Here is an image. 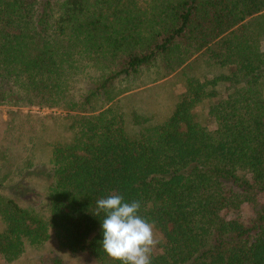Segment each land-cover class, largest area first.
<instances>
[{
	"label": "trees",
	"instance_id": "1",
	"mask_svg": "<svg viewBox=\"0 0 264 264\" xmlns=\"http://www.w3.org/2000/svg\"><path fill=\"white\" fill-rule=\"evenodd\" d=\"M172 75L165 116L124 103ZM0 108L2 264H119L113 193L151 264H264V0H0Z\"/></svg>",
	"mask_w": 264,
	"mask_h": 264
},
{
	"label": "clouds",
	"instance_id": "2",
	"mask_svg": "<svg viewBox=\"0 0 264 264\" xmlns=\"http://www.w3.org/2000/svg\"><path fill=\"white\" fill-rule=\"evenodd\" d=\"M141 202H126L113 193L96 201V216L102 219V247L119 264H151L158 240L155 226L140 215Z\"/></svg>",
	"mask_w": 264,
	"mask_h": 264
},
{
	"label": "rangeland",
	"instance_id": "3",
	"mask_svg": "<svg viewBox=\"0 0 264 264\" xmlns=\"http://www.w3.org/2000/svg\"><path fill=\"white\" fill-rule=\"evenodd\" d=\"M183 83L180 80V77L178 75H172L171 77L164 79L156 84L149 85L145 88H142L140 90H136L135 92H142L138 94L137 96H134L130 98L129 100H126V103H130V106H152L154 110H156L159 114V116H165L167 113L170 112V109L175 104V102L179 99V93L182 91ZM143 89H145L143 92ZM8 108H0L2 111L3 117L6 118V111ZM24 112H27L24 110ZM33 114H40L45 115L49 114L52 111L51 110H42L38 111L37 109H32L30 111ZM209 129H214L216 127L215 123L210 122L208 125ZM246 215L250 214L249 209H245ZM53 248H48L45 252L42 254V264H50V261L54 259V255L51 253H48ZM54 253H57L54 251ZM58 254V253H57ZM38 258L33 257H21L18 261V264H41ZM0 264H2V261L0 260ZM62 264H92V262L86 261L82 256L74 257V256H65L62 254Z\"/></svg>",
	"mask_w": 264,
	"mask_h": 264
}]
</instances>
